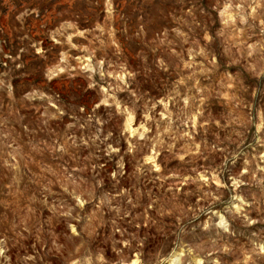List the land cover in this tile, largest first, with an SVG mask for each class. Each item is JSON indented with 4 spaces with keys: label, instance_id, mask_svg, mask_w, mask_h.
Masks as SVG:
<instances>
[{
    "label": "rangeland",
    "instance_id": "rangeland-1",
    "mask_svg": "<svg viewBox=\"0 0 264 264\" xmlns=\"http://www.w3.org/2000/svg\"><path fill=\"white\" fill-rule=\"evenodd\" d=\"M264 264V0H0V264Z\"/></svg>",
    "mask_w": 264,
    "mask_h": 264
},
{
    "label": "bare ground",
    "instance_id": "bare-ground-1",
    "mask_svg": "<svg viewBox=\"0 0 264 264\" xmlns=\"http://www.w3.org/2000/svg\"><path fill=\"white\" fill-rule=\"evenodd\" d=\"M172 264H175V260L172 262Z\"/></svg>",
    "mask_w": 264,
    "mask_h": 264
}]
</instances>
